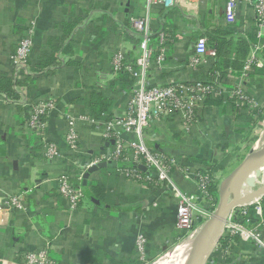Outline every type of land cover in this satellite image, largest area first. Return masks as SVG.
<instances>
[{
	"label": "crops",
	"instance_id": "1",
	"mask_svg": "<svg viewBox=\"0 0 264 264\" xmlns=\"http://www.w3.org/2000/svg\"><path fill=\"white\" fill-rule=\"evenodd\" d=\"M226 1L197 0L196 14H187L180 6L164 8L148 0H0V190L20 195L26 208L0 206V264H24V254L41 249L64 264H142L135 249L139 234L147 240V262L178 245L183 233L175 226L173 193L118 173L112 162L90 173L81 170L113 144L103 140L93 125L80 121L77 130L84 153L75 158L65 143L64 114H88L90 101L97 97L106 108L103 117L124 114L131 88L113 73L112 59L119 51L130 63L140 55L143 35L131 27L129 18L147 10L153 50L148 84L213 79L215 57L206 54L196 67L190 65L195 40L204 35L212 48L208 33L229 32L227 38L233 42L229 61L236 63L217 71L219 78L227 89L239 85L264 105V49L257 53L260 65H253L242 80L245 61L242 64L235 50L245 46L247 58L258 42L252 3L238 2L234 22L227 23ZM31 22L35 33L28 67L17 70L11 55ZM160 32L165 33L161 43ZM159 46L164 56L157 63ZM222 95L220 102H199L187 133L178 115L150 121L144 130L146 145L178 157L191 171L209 168L216 175L217 162L245 136L252 138L251 132L264 121L263 113L250 131L249 111L237 106L228 91ZM49 98L56 100V106L45 133L62 153L52 159L44 156L37 135L25 127L31 104ZM63 173L83 189L74 208L57 190ZM171 180L182 191L195 189L179 170H172ZM259 219L255 216L254 221ZM260 233L264 241V223ZM207 264H264V251L253 242L236 239L225 257L215 254Z\"/></svg>",
	"mask_w": 264,
	"mask_h": 264
},
{
	"label": "built area",
	"instance_id": "2",
	"mask_svg": "<svg viewBox=\"0 0 264 264\" xmlns=\"http://www.w3.org/2000/svg\"><path fill=\"white\" fill-rule=\"evenodd\" d=\"M240 1H226L225 16L227 23L234 22L235 11ZM247 1L251 2L253 6L255 35L258 42L245 60L240 80L246 78L248 71L253 65H260L257 53L264 49V0ZM148 3H158L164 8L177 5L187 14H196L197 12V0H148ZM129 23L134 30L143 35L141 53L133 63L127 62L124 54L120 51L115 53L112 59V68L115 75L125 71L135 78V82L131 87L127 110L119 117L104 121L96 119L89 114L74 116L65 113L64 118L67 123L65 143L67 150L75 158L83 154L84 152L80 149L77 123L80 121L87 122L93 125L97 134L103 140H112L113 145L107 152H101L93 157L89 164L80 166L81 170L85 172L91 166L98 163L112 162L115 163L117 172L128 178L141 182L150 181L160 185V188H168L177 200L175 226L183 233V239L179 242L181 243L188 239L192 240L200 226L212 213L211 207H215L216 205L208 189V183L211 179L204 172L191 171L193 170L192 168L181 166V161L178 157L164 154L147 146L144 141V130L152 120L178 115L181 119V129L185 133L189 132L195 121V110L199 102H203L207 94L213 90L218 93L228 91L229 96L236 100V105L241 107L246 106L251 114L263 110L264 105H259L239 85H234L227 89L220 80V73L217 71L214 74V78L206 82L194 81L183 83L172 81L165 85L148 84L146 75L153 63V50L148 43L151 35L148 10L143 16H131ZM34 33L35 24L31 22L27 26L24 36L19 40L14 53L11 55L12 65L17 70L27 69L28 67ZM164 37L165 33L160 32V43ZM157 50L159 53L157 54L156 62L159 63L163 59L164 48L159 46ZM206 54L215 57L216 51L208 48L207 38L204 35H199L195 40L193 53L189 59L190 65L196 67L204 61L203 58ZM55 106L56 100L53 98L32 103L28 119L25 123V127L37 135L43 154L47 159L62 155L58 146L51 142L45 133L47 118L55 109ZM123 164H131L132 167H126ZM139 165L144 166L145 173L139 172L137 168ZM172 170H179L185 179L191 181L195 188L194 191L186 192L180 190L171 180ZM79 177L81 178L82 174ZM57 190L68 200L71 208L76 207L83 196L82 187L80 185H73L70 181V176L66 173L61 174L58 178ZM263 203L264 196L252 203L234 209L227 218L222 235L226 233L230 236H238V239L253 242L264 251V241L260 233L264 223ZM0 206L7 210L26 209L20 195H6L1 190ZM255 216L258 219L260 218L258 222L254 221ZM135 249L141 263H147V240L144 235L139 234L136 237ZM228 251L229 248L223 250L218 243L214 248V252L219 253L222 257H225ZM163 256L159 255L160 258ZM23 263L64 264L53 260L49 256L47 249L27 252L23 256Z\"/></svg>",
	"mask_w": 264,
	"mask_h": 264
},
{
	"label": "water",
	"instance_id": "3",
	"mask_svg": "<svg viewBox=\"0 0 264 264\" xmlns=\"http://www.w3.org/2000/svg\"><path fill=\"white\" fill-rule=\"evenodd\" d=\"M109 142L113 144L112 140ZM104 163L91 166L87 172L96 170ZM263 166L264 135L261 144L251 148L241 162L220 181L217 189V203L208 219L203 222L192 238L183 264H207L231 212L239 206L252 203L264 196V184L255 187L256 178ZM138 167L145 170L142 165ZM86 175L84 174L85 177ZM157 261L152 260L145 264H156Z\"/></svg>",
	"mask_w": 264,
	"mask_h": 264
},
{
	"label": "trees",
	"instance_id": "4",
	"mask_svg": "<svg viewBox=\"0 0 264 264\" xmlns=\"http://www.w3.org/2000/svg\"><path fill=\"white\" fill-rule=\"evenodd\" d=\"M227 33H229V32L224 33L222 31L219 32L217 30H214L213 32L208 33V37L210 38L211 43H212L211 49L216 51V56L214 58V61L212 62V65H213L212 66V71H213L212 73L213 74L216 71L226 70L229 67V65L233 68L235 67L234 65L236 62H234V60L229 61V54L231 53L233 42L229 43L230 38H227L228 37ZM236 46H237V44H236ZM227 49H229L230 51H228ZM235 50H239V52L236 51V54H237V57L239 56V58H241L242 64H243V62L245 61V58H246L245 54L247 53L246 52L247 48L245 46H242L241 48H239L237 46V47H235ZM224 61H226V64L224 63ZM117 75H119L118 76L119 79L125 80L128 83V86L130 88L133 86V84L135 82V78L133 76H131V74H128L127 72L123 71ZM222 94L223 93H218V92L213 90L207 94V97L203 100V102H214V101L220 102L222 100V98L224 97ZM231 99L234 100V98H231ZM99 100H100V98L97 97V99H92L90 101L92 110L88 114L90 116L96 118V119L109 120L111 116L110 117H109V115L105 116L106 118L102 116V114L106 113V108L101 105V104H103L102 100L101 101H99ZM234 102L236 103V100H234ZM239 107H241V106H239ZM242 109L246 110V111L249 110L246 106H242ZM263 113H264V109L261 111L259 110L256 113L255 112L252 114L249 113V116H251V118H250L251 119V125L248 127V128H250L249 129L250 131L252 130V126L256 124V122L258 121V119L261 118V115H263ZM123 165L126 167H132L131 164H123ZM207 165H208V163H207ZM209 170H211V169L208 168L207 170H202V172L206 173L208 178L211 179V181L208 183V189H209V192L212 195L215 203H217L218 186H217V183L212 181V177H213L212 172H210ZM143 182H146L149 184L152 183L150 181H143ZM213 208H214V206L211 207V210H213ZM236 239H238V236H230L229 234L224 233L220 237L218 244L221 246V248L223 250L228 249L231 247L232 241L233 240L235 241ZM215 254H218V253L213 251L211 257L214 256Z\"/></svg>",
	"mask_w": 264,
	"mask_h": 264
},
{
	"label": "rangeland",
	"instance_id": "5",
	"mask_svg": "<svg viewBox=\"0 0 264 264\" xmlns=\"http://www.w3.org/2000/svg\"><path fill=\"white\" fill-rule=\"evenodd\" d=\"M251 133L252 134L254 133L252 135L253 136L252 138L251 136L249 137V135L245 136V139L241 141V143L237 145L236 148H233L230 150L227 158L217 162V165L219 166V171L217 172L216 175L215 174L213 175V172H212L213 170H209L210 172H212V176H213L212 179L215 183H217V186L219 185L222 178L241 162V160L245 157V155L249 152V150L255 147V144L257 143L261 144L262 137L264 135V122H262V124L258 126L257 130L256 128H254V130ZM250 138H251V142L249 141ZM263 184H264V166L261 169L259 176L256 178L255 187H258ZM172 248H170L166 252H169L170 250H172ZM166 252H164L160 256H163ZM159 259L160 257L158 256L154 260H159Z\"/></svg>",
	"mask_w": 264,
	"mask_h": 264
},
{
	"label": "bare ground",
	"instance_id": "6",
	"mask_svg": "<svg viewBox=\"0 0 264 264\" xmlns=\"http://www.w3.org/2000/svg\"><path fill=\"white\" fill-rule=\"evenodd\" d=\"M259 144H255V147ZM191 240H185L176 245L171 251L160 258L156 264H183L188 254Z\"/></svg>",
	"mask_w": 264,
	"mask_h": 264
}]
</instances>
